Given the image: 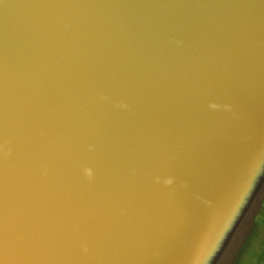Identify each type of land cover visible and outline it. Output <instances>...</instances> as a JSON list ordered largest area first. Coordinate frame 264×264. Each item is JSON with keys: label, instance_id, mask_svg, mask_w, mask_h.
Masks as SVG:
<instances>
[{"label": "water", "instance_id": "water-1", "mask_svg": "<svg viewBox=\"0 0 264 264\" xmlns=\"http://www.w3.org/2000/svg\"><path fill=\"white\" fill-rule=\"evenodd\" d=\"M264 0H0V264H262Z\"/></svg>", "mask_w": 264, "mask_h": 264}, {"label": "crops", "instance_id": "crops-1", "mask_svg": "<svg viewBox=\"0 0 264 264\" xmlns=\"http://www.w3.org/2000/svg\"><path fill=\"white\" fill-rule=\"evenodd\" d=\"M262 264H264V261L262 262Z\"/></svg>", "mask_w": 264, "mask_h": 264}]
</instances>
